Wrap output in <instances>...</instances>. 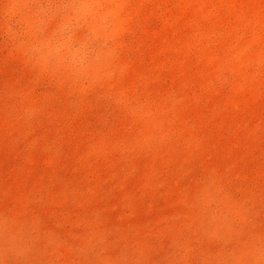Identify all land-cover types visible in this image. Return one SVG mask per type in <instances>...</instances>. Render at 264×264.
Wrapping results in <instances>:
<instances>
[{
    "label": "rangeland",
    "instance_id": "374dc122",
    "mask_svg": "<svg viewBox=\"0 0 264 264\" xmlns=\"http://www.w3.org/2000/svg\"><path fill=\"white\" fill-rule=\"evenodd\" d=\"M0 264H264V0H0Z\"/></svg>",
    "mask_w": 264,
    "mask_h": 264
}]
</instances>
